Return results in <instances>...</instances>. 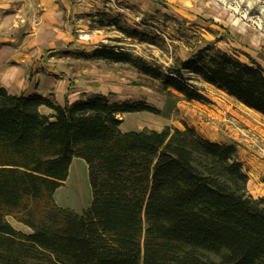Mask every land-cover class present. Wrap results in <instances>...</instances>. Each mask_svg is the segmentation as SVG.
<instances>
[{
	"label": "trees",
	"instance_id": "trees-1",
	"mask_svg": "<svg viewBox=\"0 0 264 264\" xmlns=\"http://www.w3.org/2000/svg\"><path fill=\"white\" fill-rule=\"evenodd\" d=\"M85 16L92 28L155 38L118 11ZM73 52L208 102L196 76L264 116V67L210 44L167 66L107 44ZM137 111L159 109L100 92L59 104L0 86V264H264V197L249 193L236 144L192 126L122 130L119 114ZM73 157L86 162L92 192L81 212L53 198ZM10 212L31 231L9 223Z\"/></svg>",
	"mask_w": 264,
	"mask_h": 264
},
{
	"label": "rangeland",
	"instance_id": "rangeland-1",
	"mask_svg": "<svg viewBox=\"0 0 264 264\" xmlns=\"http://www.w3.org/2000/svg\"><path fill=\"white\" fill-rule=\"evenodd\" d=\"M98 9L121 12L125 25L154 33V40L127 36L113 26L92 28L85 13ZM0 23L4 25L0 63L22 69L24 91L37 86L59 96L72 92L85 97L102 92L112 99L154 106L158 113L119 114L120 128L127 131L192 126L209 139L234 142L246 171H251L249 193L264 196L261 113L196 76L192 81L209 98L208 102L188 100L174 89H164L129 64L83 59L73 52L107 44L167 66L175 58H185L210 44L264 67V0H9L0 9ZM17 86L11 83L9 90L19 91L21 87ZM41 111L46 113L48 109L42 106ZM91 197L87 164L73 157L68 176L53 198L58 205L81 212L90 205ZM20 216L10 212L4 217L15 228L30 232Z\"/></svg>",
	"mask_w": 264,
	"mask_h": 264
},
{
	"label": "crops",
	"instance_id": "crops-1",
	"mask_svg": "<svg viewBox=\"0 0 264 264\" xmlns=\"http://www.w3.org/2000/svg\"><path fill=\"white\" fill-rule=\"evenodd\" d=\"M7 1H9V0H0V9L3 8V6L5 5V3ZM3 26L4 25H1V23H0V33L2 31ZM1 38L2 37L0 35V40H1ZM22 81H23V72H22V69L20 67H17L15 65H11L10 67L7 68V67L1 65V63H0V86H4L9 90V84L14 83V84H19V87H21V89L19 91L9 90L11 92L29 93V92L36 91V92H39L45 96H51L59 104H64L65 99H68L69 101H73V100L78 99V98H86L84 95L80 96V95H76L75 93H72V92L68 93L66 96H62V95L59 96L57 93H55V91H51V92L47 93V92L40 90L37 86L31 87L27 91H24V86H23ZM54 93H55V95H54ZM94 93H97V92H94ZM100 93H102V92H100ZM41 107H40V109H41ZM44 107L48 109V111H46V113L51 111L48 107H46V106H44ZM242 162H243V160H242ZM243 165H244V162H243ZM253 171L254 170H252V172ZM250 172H251L250 170L247 171L248 175ZM261 183H264V181L263 182L261 181ZM262 188H264V186ZM258 196L262 197L263 195H254V197H258Z\"/></svg>",
	"mask_w": 264,
	"mask_h": 264
},
{
	"label": "bare ground",
	"instance_id": "bare-ground-1",
	"mask_svg": "<svg viewBox=\"0 0 264 264\" xmlns=\"http://www.w3.org/2000/svg\"><path fill=\"white\" fill-rule=\"evenodd\" d=\"M76 182H77V180H76ZM77 184V183H76ZM78 192H80V191H78ZM80 194V193H79ZM83 195V194H82ZM81 197H83V196H81Z\"/></svg>",
	"mask_w": 264,
	"mask_h": 264
},
{
	"label": "water",
	"instance_id": "water-1",
	"mask_svg": "<svg viewBox=\"0 0 264 264\" xmlns=\"http://www.w3.org/2000/svg\"><path fill=\"white\" fill-rule=\"evenodd\" d=\"M147 227V226H146Z\"/></svg>",
	"mask_w": 264,
	"mask_h": 264
}]
</instances>
